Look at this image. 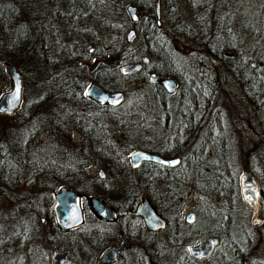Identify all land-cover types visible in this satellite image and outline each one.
I'll use <instances>...</instances> for the list:
<instances>
[{
    "label": "rangeland",
    "instance_id": "rangeland-1",
    "mask_svg": "<svg viewBox=\"0 0 264 264\" xmlns=\"http://www.w3.org/2000/svg\"><path fill=\"white\" fill-rule=\"evenodd\" d=\"M15 1L18 4L28 2ZM4 2L5 0H0L1 4ZM31 3L36 15L47 12L45 17L50 25L56 22L59 32H64L65 26L60 18L65 11V0H31ZM41 4H45L46 8L41 9ZM128 4L130 3H124L123 10L116 11L115 18L121 19L122 31L107 33L101 43L88 46L89 56L85 66L89 74L92 72L90 64L95 61L100 64L105 56L117 54L124 49L125 35L133 28L126 11ZM57 11L59 15L56 16ZM137 12L143 15L139 9ZM202 18L208 24L205 30L201 27L204 31L199 25H195V21ZM160 20L162 32L159 33L168 40H174V55L181 80L175 97L167 100L166 110H162L159 100L151 95L155 87L146 85L149 84L146 72L124 76L117 66L120 76L111 88L94 80L88 81L87 87L96 82L106 90H121L124 93V100L120 105L102 110L109 126L112 162L109 158H101L97 160L98 163L87 160L86 174L82 173V106L79 102L72 104L78 110V113L75 112L76 117L60 120L56 124L58 114L53 108H59L64 102L60 99L56 103L46 101L36 111L38 100L46 88L41 84L37 88L32 86L26 97H23L18 114L0 116L1 152V149L4 151L7 147L4 144H8L18 131L25 130L30 123H34L36 128L40 120L45 119L46 112H49L55 118L54 123L47 130L45 126H38L39 130H35V135L31 138L32 151L46 143L50 134L47 156L62 167L67 162L72 165L74 163L73 166L77 167L73 169L72 177H66L68 182L59 180L57 184L52 178L29 175L23 166L19 172H15L14 180H8L5 174H0V264H51L52 254L63 249L71 251L70 264L89 263L92 258L89 253L82 251V234L76 229L78 227L65 233L58 230L52 214L53 193L64 185L86 193L78 187L82 185V176L97 177L99 168L108 175L110 182L118 179L123 164H129L130 153L137 148L151 146L160 150L162 148L159 145L170 143L199 144L198 149L190 152L191 155L194 154L193 162L199 163L196 159L201 158L202 165L210 167L217 159L212 145L215 143L220 145L218 151L225 156L236 181L243 171H252L264 189V143L259 138V134H264V103L261 99L255 103L249 102L237 73L199 48L196 37L199 39L200 33H196V36L193 34V29L196 32L202 30L205 36L215 28L218 32L219 26H222L225 39L237 48L234 60H251L258 66L263 64L261 68L264 71V0H161ZM124 52L127 58L121 64L136 62L129 59L135 49L128 48ZM29 56L18 57L13 64L23 70L28 69L31 67ZM97 64L94 73L100 68ZM8 82L9 77L4 68L0 72V95ZM176 107L185 113L193 111L196 123L193 133L183 132V121ZM222 135L223 145L220 143ZM21 151L20 147L19 154ZM179 151L187 153L184 149ZM10 173L14 171L11 170ZM231 202L230 210L236 215L229 223L240 235L239 238L251 245L244 263L250 264V259L264 261V195L261 208L263 223L260 227L251 225V211L241 199ZM83 204L87 206L85 200ZM226 208V201L222 196L204 193L193 184L180 192L177 206L184 227L187 225L185 215L189 212L196 214L195 225L202 236L227 228L224 212ZM92 224L94 222L90 220L86 225ZM191 241L192 239H186V242H195Z\"/></svg>",
    "mask_w": 264,
    "mask_h": 264
},
{
    "label": "trees",
    "instance_id": "trees-1",
    "mask_svg": "<svg viewBox=\"0 0 264 264\" xmlns=\"http://www.w3.org/2000/svg\"><path fill=\"white\" fill-rule=\"evenodd\" d=\"M155 1L65 0V11L60 18L65 26L64 32H59L56 22H51L52 24L50 25V21L45 17L47 12L44 15H36L31 0H28L29 3L25 2V4H18L15 0H5L4 4L0 3V72L4 70L3 63L5 61L15 63L18 57L22 58L30 55L31 67L23 70L21 67L16 66L22 76V101L32 86L37 88L41 84V86L46 87L38 100L36 111L40 110L41 104L46 101L56 103L57 100H62L64 103L59 105L58 109L53 108L54 112L56 110L58 114L56 124L60 123V120L76 117L77 114L75 112L78 113V110L72 104L79 102V105L82 106V138L84 140L82 145L83 174L86 172L85 168L87 165L85 162L87 160L93 161V163L94 160L98 163L97 160L101 158L104 160L110 159V162L113 161L111 158L113 151L110 149L109 126L102 115V110L107 107L96 105L86 97L84 92L89 80H94L111 88L120 75L117 67L109 68L104 64H99L100 68L96 70L97 73H94L93 70L89 74L85 62L89 56L88 46L101 43L107 33L122 31V21L115 17L118 9L123 10L124 3H134L143 15L137 22H132V27L137 31L135 42L128 44L125 40L124 49L118 51L121 61L127 58L124 51L128 48H133L135 52L129 59L141 62L146 56L149 58L150 63L153 62L148 70L155 71L161 75L177 77L178 66L173 49L174 40H168L159 33L162 32V27L156 23ZM163 1L166 2V0ZM45 6V4H41V9L46 8ZM55 15H59L58 11ZM195 25H199L200 28L203 27L205 30L208 24L206 19L202 18L196 20ZM202 30L196 32L193 29L194 35L200 33V38L196 37L197 42H199L198 47L237 73L238 80L245 87V97L249 102L255 103L261 99L264 103V71L262 68L257 66L259 75L261 73V77L257 79L255 75L256 67L253 66L256 62L234 60L235 56L237 57V48L235 45L232 46L222 40L221 37L224 33L222 26H219L218 32L215 28L205 36L202 34ZM224 50H233L235 56L225 58L223 56ZM146 66L143 67L142 72H148V70H145ZM258 82L259 93L254 94L253 89ZM146 85L150 86L149 84ZM161 94L162 92L156 88L154 93H151V95L156 97L161 96ZM19 110L15 114H18ZM46 113L45 119L40 120L38 125L41 128L45 126V130L49 129V125L53 124L55 119L50 116L49 112ZM0 116L9 117L10 115ZM38 126L35 128L34 123H30L25 130L18 131L8 144H4L7 147L4 148V151L1 149L0 152V174H5L8 180H14L15 172H19L20 167L23 166L29 175H42L49 179L52 178L56 182L55 184L59 180L68 182L69 180H66V177L73 176V169L76 166H73L74 163L72 165L67 162L62 167L58 162L56 163L51 157L47 156L50 134H48L46 143H43L37 150L32 151L31 138L35 135V130H39ZM220 143L222 145L224 143L223 135L220 138ZM212 144L215 145V143ZM20 147L22 151L19 154ZM187 153L173 151L160 154L165 157L180 156L183 163L193 161L195 158L188 156ZM216 154L218 155L217 159L210 167L202 165L201 158L196 159L199 163L195 166L194 164L186 165L193 171L195 168L198 169V173L194 172L191 174L196 178V187L204 193L218 194L225 200H240L237 181L230 172L231 169L225 156L223 157L217 149ZM21 161H23V165H21ZM100 165L105 167V164L101 162ZM11 170L14 173H10ZM119 174L120 177L116 180V183L111 185L112 188L106 187V183L99 180L96 176H84L85 178L82 176V185L78 187L88 194L100 195L109 201H112L120 193L122 195L127 193L130 205L132 204L131 202L138 200L141 193L149 195L143 181L145 176L143 168L133 170L125 162ZM136 176L140 181L134 179ZM186 181L176 184L164 183L165 187L169 185L176 186L175 189H171V192L166 194L168 199L166 200L167 207L165 209L170 211L172 208L177 207L180 192L187 186ZM76 229L80 231L79 227ZM184 261L185 264L186 260Z\"/></svg>",
    "mask_w": 264,
    "mask_h": 264
},
{
    "label": "flooded vegetation",
    "instance_id": "flooded-vegetation-1",
    "mask_svg": "<svg viewBox=\"0 0 264 264\" xmlns=\"http://www.w3.org/2000/svg\"><path fill=\"white\" fill-rule=\"evenodd\" d=\"M182 24L183 23L181 21V25ZM224 34L225 33H223V36L221 38L223 41L228 42V39H225ZM231 51L233 52L232 55L225 54L226 52H231ZM223 56L225 58H231L235 56V53L233 50H224ZM100 64H102V62H100ZM145 65H147L146 69L148 70L149 68L148 66L150 65L149 58H148V62L144 63L141 70L137 73H141ZM262 65L263 64L259 65V68L263 67ZM117 66H119L120 68V64ZM117 66H111L109 68H115ZM253 66L256 67L255 75L258 79L261 77V74L259 75V72L257 71L258 65L254 64ZM96 68L97 66L91 69V71L93 70L95 71ZM178 71L179 69H177L176 71L177 77L160 74L161 76L164 77L171 76L176 81V90L172 94H169L160 85H154L150 83L149 81L150 75L152 73H156V74L159 73L150 70H148V72L146 73V75L148 76L149 85L155 87L156 89H159L162 92L161 96L156 97L157 100H159L158 102L160 103L162 110H166L167 100L175 97V95L180 89L181 80H180V72ZM258 89H259V82L257 85H255V88L253 89V93L254 94L259 93ZM92 101L96 105L101 107L118 106V105L117 106L103 105L97 103L94 100ZM176 110L179 113L180 119H182L183 121V126H182L183 132L193 133V131L196 129L195 115L193 114V111L190 110L189 112L185 113L179 107H176ZM163 115H165L164 119L166 120L167 118L166 112H164ZM259 138H260V134H259ZM260 140L262 141L261 138ZM219 146H217V144L213 145L215 153H216V149L218 150ZM158 147H161L162 149L157 150L151 146H146L142 149L149 153L161 156L165 159H172L178 157L180 159V162L176 166L168 167L154 161L144 160L140 163V165L137 168H132L130 165V158H129V165L133 170H138L140 168L144 169L145 176L143 177V181L145 183V188L149 193V195L146 193H141L138 197V200L131 202L132 203L131 205L129 204L128 201L129 197L127 196V193L123 195L122 193H120L121 195L120 194L116 195V197L112 201H109L105 197H102L100 195L86 194L78 190L79 192L82 193L81 208H82L83 222L78 226L80 228V233L82 234L81 235L82 251H86L87 253H89V257L92 258L91 261L87 264H184L185 262L184 260H186L185 264H245L244 260L247 256L246 253L248 251V248L251 247V245L248 244L247 241H243L242 239H240L239 238L240 235L235 231L233 225L229 223L232 221V219L235 218L236 215L235 212L230 210L232 206L231 199L225 200L227 208L225 209L224 212L226 215L225 220L227 222L226 223L227 228L224 231L221 232L215 231L212 232L211 234L204 236H202L199 233V228L195 225L197 222V217L194 212H189L185 215L184 221L187 225L184 227L183 226L184 222L181 220V214L177 210V207L172 208L170 211H168V209H165V207H167L166 200L168 199L166 197V194L170 193L171 189H175L176 186L169 185L165 187L164 183L168 182V183L176 184L178 182L187 180L186 187L190 186L191 184L196 186L195 185L196 178H194V176L191 174H193L194 172L198 173V169L195 168L193 171L190 167H186V165L188 164L189 166L192 164H194L195 166L197 164L194 163L195 161L194 162L189 161L187 163H183L182 157L180 156L165 157L160 153L173 152L184 149V151L188 152L187 153L188 156H194V154L191 155L190 152H192L193 149H198L199 144L179 145L177 143H170L165 145H159ZM216 156L218 155L216 154ZM97 178L101 181H104L106 183L105 186L109 188H112L111 185L116 183L117 180V179H112V181L110 182L108 179V175L104 174L103 177H100L98 175V171H97ZM134 179L140 181V179L137 176L134 177ZM257 182L260 189L259 215L261 221L260 223L254 225L252 223L253 212L242 199L239 191V184L237 181V189L240 199L242 200L244 205H246L247 208L251 211V225L253 227H260L263 223L261 217V208H262L264 189L261 186L260 180L257 179ZM91 195L102 198L109 206L114 208V210L116 211L115 220L107 221V220L99 219L90 211L88 197ZM171 195H173V193H171ZM84 200L86 201L87 206H84L83 204ZM144 200L148 201L155 208L157 214L164 220L163 227L156 229L150 228L146 225L142 216L138 214H134L138 211L139 207L141 206ZM190 213L193 214L192 222L187 221V216ZM90 220L94 222V224L89 226L86 225L87 222ZM41 221H43V219ZM209 237L217 238L218 241L217 244L212 249V251L210 252V254L208 255V257H194L193 255L190 254L189 247L197 246L202 239ZM186 239H192L191 242L193 241L195 242L194 243L186 242ZM186 243H190V244L187 245ZM109 248H113L114 250V255H113L114 259L110 261L99 262L104 252ZM250 260H249L250 264H264V261L262 259H250ZM70 262H71V251H70L69 261L63 264H70ZM85 263L86 262H84V264Z\"/></svg>",
    "mask_w": 264,
    "mask_h": 264
},
{
    "label": "water",
    "instance_id": "water-1",
    "mask_svg": "<svg viewBox=\"0 0 264 264\" xmlns=\"http://www.w3.org/2000/svg\"><path fill=\"white\" fill-rule=\"evenodd\" d=\"M126 11L132 22H137L141 15L138 14V8L134 4H128ZM155 16L156 23L161 26V1L155 2ZM137 39V31L135 28H130L126 35L125 40L128 44H132ZM227 55H232L233 52H226ZM148 62V57H144L141 62H131L128 64H121L120 55L109 54L102 60V64L105 66H117L120 64V72L122 75H132L141 70L144 63ZM97 64V61L89 65L90 69H93ZM4 68L9 77V82L4 87L3 92L0 95V114L1 115H13L21 106L22 103V76L16 65L11 62L5 61ZM150 83L154 85H160L169 94H172L176 90V81L173 77H164L160 74L152 73L149 78ZM18 86V92H17ZM85 95L90 99L96 101L99 104L117 106L124 100V93L121 90H106L96 82L89 84L85 90ZM260 138L264 142V134H260ZM130 165L132 168H137L144 160L154 161L164 166L173 167L176 166L180 159L178 157L172 159H165L156 154L149 153L141 148L134 149L130 153ZM100 177L104 176L103 169L98 170ZM239 191L242 199L252 210V223L254 225L260 223L259 215V195L260 189L257 179L252 171H243L238 180ZM82 193L74 189L71 186H61L53 193V206L52 212L55 220V224L60 232H67L68 230L78 227L83 222L82 208H81ZM90 211L99 219L113 221L116 218V211L113 207L109 206L102 198L91 195L88 197ZM134 214L142 216L146 225L150 228H161L164 226V220L157 214L155 208L148 202L143 201L138 211ZM193 214L190 213L187 216V221L192 222ZM217 238L209 237L202 239L197 246L189 247V252L194 257H208L214 246L217 244ZM114 250L113 248L107 249L99 262H105L113 260ZM70 250L63 249L55 251L51 256L52 264H63L69 261Z\"/></svg>",
    "mask_w": 264,
    "mask_h": 264
},
{
    "label": "snow or ice",
    "instance_id": "snow-or-ice-1",
    "mask_svg": "<svg viewBox=\"0 0 264 264\" xmlns=\"http://www.w3.org/2000/svg\"><path fill=\"white\" fill-rule=\"evenodd\" d=\"M18 90H19V89H18V86H17V92H18Z\"/></svg>",
    "mask_w": 264,
    "mask_h": 264
}]
</instances>
